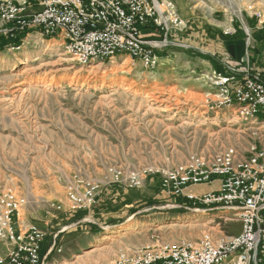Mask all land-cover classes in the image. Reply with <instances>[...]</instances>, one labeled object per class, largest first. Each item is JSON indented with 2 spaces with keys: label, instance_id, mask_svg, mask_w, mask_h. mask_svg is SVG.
I'll list each match as a JSON object with an SVG mask.
<instances>
[{
  "label": "rangeland",
  "instance_id": "rangeland-1",
  "mask_svg": "<svg viewBox=\"0 0 264 264\" xmlns=\"http://www.w3.org/2000/svg\"><path fill=\"white\" fill-rule=\"evenodd\" d=\"M41 1L28 0L30 9L39 10ZM171 1L186 22L175 36L224 27L238 64L230 75L243 77L264 51V42L254 41L264 40L256 14L264 16V0ZM167 49L151 70L127 54L82 65L60 39L38 31L19 49L0 45V184L27 195L25 220L46 231L42 254L56 240L48 264H104L121 250L241 232L238 212L180 207L157 175L140 188L104 184L92 207L69 209L66 184L76 177L102 181L110 166L128 173L171 167L194 153L234 147L249 156L253 147L264 148V121L242 120L233 107L212 108L219 73L211 63L193 57L190 45Z\"/></svg>",
  "mask_w": 264,
  "mask_h": 264
},
{
  "label": "built area",
  "instance_id": "built-area-1",
  "mask_svg": "<svg viewBox=\"0 0 264 264\" xmlns=\"http://www.w3.org/2000/svg\"><path fill=\"white\" fill-rule=\"evenodd\" d=\"M40 5L31 10L28 0H0V36L19 39V45L7 44L14 49L21 48L33 31L58 38L82 65L127 54L153 70L159 53L177 44L171 38L174 31L186 28L171 0H42ZM256 14L264 25V16ZM243 70L245 75L235 86L230 85L232 76L218 74L212 108L233 107L240 119L263 122V72ZM152 175L160 177L168 197L183 200L176 203L180 207L238 212L241 232L225 239L206 233L199 241L180 239L121 250L104 264H264V148L253 147L249 156L234 147L210 155L194 153L171 167H142L128 173L110 166L102 181L76 177L66 184L69 209L92 207L104 184L140 188ZM205 184L215 185L214 189L203 194L189 191ZM28 204L18 188L0 184V244L7 247L0 264H48L56 247L55 240L42 254L46 231L25 220Z\"/></svg>",
  "mask_w": 264,
  "mask_h": 264
},
{
  "label": "crops",
  "instance_id": "crops-1",
  "mask_svg": "<svg viewBox=\"0 0 264 264\" xmlns=\"http://www.w3.org/2000/svg\"><path fill=\"white\" fill-rule=\"evenodd\" d=\"M215 28L209 31L207 30V28L201 27L199 29H195L194 31H186L179 33V36L172 35L171 38L174 41H177L178 43L193 46V49L190 52L191 55L195 58H200L205 60L207 59L211 63L214 69L215 67L212 64L211 57L216 58L219 64L223 67L224 72L226 73L223 75L232 76L233 79L231 80L230 85L235 86L241 81L243 77H234L233 75H230L231 73L228 72V69H232L235 65H238L236 63H233L232 60L230 59L231 56L232 57L235 56L231 51V45H229L230 37L224 36L226 34V31L224 32L225 30L224 27H219L218 29ZM145 32L149 34L151 31L150 29H146ZM254 41L257 42L258 44L264 42V40L257 41L256 39ZM168 51L169 49L167 50L164 49L160 53L162 54V52L166 53ZM263 52H260L255 56L252 55L253 59H255V60L252 59L253 61H251L250 63L251 66L250 68L252 70H258L264 72ZM240 69L241 68H237V69L235 68V70L237 71L238 70L240 71ZM214 186L215 185L211 184L212 190L214 189ZM6 251H7V247L0 244V255L5 254Z\"/></svg>",
  "mask_w": 264,
  "mask_h": 264
},
{
  "label": "trees",
  "instance_id": "trees-1",
  "mask_svg": "<svg viewBox=\"0 0 264 264\" xmlns=\"http://www.w3.org/2000/svg\"><path fill=\"white\" fill-rule=\"evenodd\" d=\"M11 42H15L16 45H19L20 44L19 39H16L15 41H11V40L3 37V36H0V45H1V47L5 46V45H7V44H9ZM211 61H212V64L214 65V67H215V69H216V71L218 73H220V74H226L224 72L223 67L219 64V62L217 61L216 58H212L211 57ZM263 74H264V72H263ZM179 201L182 202L183 200H179Z\"/></svg>",
  "mask_w": 264,
  "mask_h": 264
},
{
  "label": "bare ground",
  "instance_id": "bare-ground-1",
  "mask_svg": "<svg viewBox=\"0 0 264 264\" xmlns=\"http://www.w3.org/2000/svg\"><path fill=\"white\" fill-rule=\"evenodd\" d=\"M162 59L160 58V61H161ZM100 66V65H99ZM98 67V66H97ZM123 69V68H122ZM59 70H61V69H59ZM66 70V69H65ZM121 71H123V72H125V70L123 69V70H121ZM122 72V73H123ZM126 73H128L129 74V72H126ZM136 224V221L135 222H131V223H129V225L130 226H133V225H135ZM128 225V224H127ZM113 231V230H112Z\"/></svg>",
  "mask_w": 264,
  "mask_h": 264
}]
</instances>
